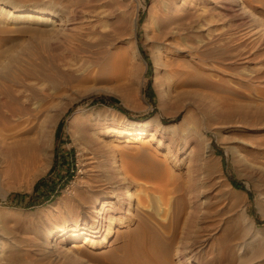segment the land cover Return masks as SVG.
Here are the masks:
<instances>
[{
    "label": "rangeland",
    "instance_id": "rangeland-1",
    "mask_svg": "<svg viewBox=\"0 0 264 264\" xmlns=\"http://www.w3.org/2000/svg\"><path fill=\"white\" fill-rule=\"evenodd\" d=\"M166 1L0 0V102L18 110L0 124V140L39 145L38 162L20 178L4 174L0 153V264L146 263L145 244L156 237L170 248L171 264L178 247L187 257L193 240L207 238L194 264H264V0H203L210 29L187 17L167 38L158 30ZM223 2L229 14L215 8ZM21 11L39 13L19 18ZM196 95L223 101L231 114L200 116L188 104L182 121L183 104ZM134 124L147 130L114 138L105 128ZM246 146L259 155L248 156ZM151 161L168 169L171 182L138 171ZM113 175L133 196L109 241L83 236L67 250L41 253L48 225L64 221L74 202L109 195L103 183ZM190 182L199 209L177 222L176 184ZM230 190L249 216L231 206ZM204 194L213 197L208 206ZM48 245L55 249V241Z\"/></svg>",
    "mask_w": 264,
    "mask_h": 264
},
{
    "label": "bare ground",
    "instance_id": "bare-ground-1",
    "mask_svg": "<svg viewBox=\"0 0 264 264\" xmlns=\"http://www.w3.org/2000/svg\"><path fill=\"white\" fill-rule=\"evenodd\" d=\"M212 8L213 10L217 8V10H219L223 14H229L233 9L231 5L225 4L224 2L222 5L220 4L218 7L216 6L215 8L212 6ZM210 9V6L204 3L203 0H167L166 3L159 9L160 12L158 17V30L164 34V37L167 38L169 34H172L180 29L181 21L187 17L197 18L196 20H198V22L200 21L201 26L204 27L205 30L210 29V24L206 18L207 12ZM38 13V11H21L18 13L17 16L19 18H29L33 17L35 14ZM137 28L138 22H136L135 24V29ZM160 42L165 43L164 40H161ZM103 70L105 71L106 67L103 68ZM180 71L181 68H179L178 66L172 67L171 69L172 74H177ZM169 91H171V88L169 89ZM189 99L190 101L188 103L183 104L181 109L186 110L185 107L190 104V110L196 111L199 115L213 114L218 118H223L231 114L230 111L227 109L226 105L223 103V101L219 99L207 98L204 95H196L188 98V100ZM67 109L68 106L58 111L55 114L53 120H57ZM76 111L73 112L71 118L75 117ZM189 111L186 110V113L182 117V121L186 120L188 113H190ZM17 113L18 110L15 106H12L5 101L0 102V124H5L10 117H14ZM105 126L107 130H111L112 133H115L114 138L143 135V133H145V131L147 130L145 125L143 124H134L130 125V127L126 126L124 128L125 132L122 131L123 129L116 130L111 125ZM113 129L116 131H113ZM183 142L185 147L189 148L188 153L194 152L192 147L193 138L191 136L187 137L185 140H183ZM176 143L177 141L167 139V144L170 146H174V144ZM244 149L247 151V154L250 157L255 158L257 157V155H259V151L257 149L250 148L249 146L244 147ZM211 150L212 147L209 144L207 151L211 152ZM0 153L4 155L6 161V169L4 171V174L9 178H20L23 174H27V172L31 168H33L38 162L39 145L37 144L36 140L28 139L25 137H16L10 141L0 140ZM88 158L91 160V168L93 169V167L96 166V160L93 159L95 158V155L89 156ZM147 169L151 170L150 172L154 174H158L160 172V174L168 178L170 182L172 180L171 174L168 169L164 168V170H162L161 164L156 161H151L147 164H144V166L138 171L144 173ZM174 180L177 181V178ZM103 184L106 186V188L109 189V195L101 197L100 201H87L84 199L83 201H81V199L79 202H74L72 207H70V209H68L64 213V221L62 220V222L60 223L52 222L48 225V229H45V233L51 232V235L46 237L45 244H43V249L42 251L40 250L41 253L55 254L56 251L67 250V244H77L83 236L86 237V241L92 243L100 242L102 244L107 243L109 241V238L112 237V234L115 230L114 224L121 225L122 221L124 220L121 219L120 216L123 214H130V198H132L133 195L129 193V190H122V187L120 186L122 183H120V179L115 175H113L109 181ZM176 189V192H178L176 204L180 213V215L177 217V222L180 221L183 214H185V216L189 219L194 218L197 215L200 205L199 196L194 186V183L190 182L189 185H187L186 187H184L180 183H177ZM228 197L230 199L231 206H236L235 210L237 211V213L242 214L244 218L249 216L247 213L246 206L242 203L243 198L239 194L230 190L228 193ZM113 198H115L114 201L112 200ZM212 199L213 197H211V195L204 194V200L202 201H204L205 203H203L205 205L207 204L208 206ZM127 204L129 207L127 211H125V206ZM97 215H99L98 222ZM250 225V230L255 233V228L251 223ZM155 239L156 240L149 241L145 244L150 254L146 263L139 261L137 264H171L170 248L168 246H165L164 244H161V241H159V237H156ZM54 241L55 249L52 246L48 245ZM76 244H74V246ZM210 245L211 238L202 239V241L193 240L189 246V249H186L187 251L191 252V255L183 257L184 251L182 250V248L178 247L175 252L174 258H176L178 264H194L195 258L197 259V257L199 258L204 253H206V248L208 246L210 247ZM131 251L132 252L130 253V257H132V261L134 262L137 250L135 251V249L133 248V244L131 246ZM136 259L139 258L136 256ZM203 264H206V261H204Z\"/></svg>",
    "mask_w": 264,
    "mask_h": 264
}]
</instances>
